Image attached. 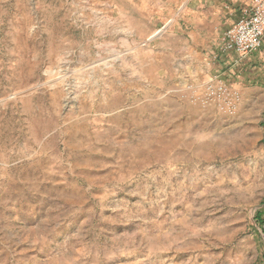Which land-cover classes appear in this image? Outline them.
Returning <instances> with one entry per match:
<instances>
[{"label": "rangeland", "instance_id": "374dc122", "mask_svg": "<svg viewBox=\"0 0 264 264\" xmlns=\"http://www.w3.org/2000/svg\"><path fill=\"white\" fill-rule=\"evenodd\" d=\"M136 8L0 0V264H264V89L204 103Z\"/></svg>", "mask_w": 264, "mask_h": 264}, {"label": "crops", "instance_id": "0c3cea01", "mask_svg": "<svg viewBox=\"0 0 264 264\" xmlns=\"http://www.w3.org/2000/svg\"><path fill=\"white\" fill-rule=\"evenodd\" d=\"M169 1L174 8H150L148 16L147 8L136 9L153 27L160 22L158 31L168 28L167 36L175 38L176 43L164 49L173 55L175 75L203 81L228 75L240 93L262 92L264 35L261 45L244 56L221 48L223 33L250 11L253 0Z\"/></svg>", "mask_w": 264, "mask_h": 264}, {"label": "bare ground", "instance_id": "6f19581e", "mask_svg": "<svg viewBox=\"0 0 264 264\" xmlns=\"http://www.w3.org/2000/svg\"><path fill=\"white\" fill-rule=\"evenodd\" d=\"M263 35L264 0H253L250 11L225 30L221 38V48L223 51H234L239 56H244L261 45ZM201 90L204 103H214L220 112L227 115L237 111L239 92L221 80L211 78Z\"/></svg>", "mask_w": 264, "mask_h": 264}, {"label": "trees", "instance_id": "16d2710c", "mask_svg": "<svg viewBox=\"0 0 264 264\" xmlns=\"http://www.w3.org/2000/svg\"><path fill=\"white\" fill-rule=\"evenodd\" d=\"M256 220L263 225L264 232V210L258 211L256 214Z\"/></svg>", "mask_w": 264, "mask_h": 264}]
</instances>
